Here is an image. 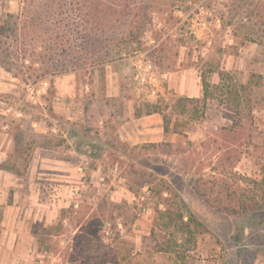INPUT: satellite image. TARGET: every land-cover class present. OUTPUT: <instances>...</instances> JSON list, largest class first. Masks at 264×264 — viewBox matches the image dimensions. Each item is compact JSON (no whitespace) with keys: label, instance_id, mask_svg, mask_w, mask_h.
Masks as SVG:
<instances>
[{"label":"rangeland","instance_id":"374dc122","mask_svg":"<svg viewBox=\"0 0 264 264\" xmlns=\"http://www.w3.org/2000/svg\"><path fill=\"white\" fill-rule=\"evenodd\" d=\"M0 37V222L23 207L32 234L51 244L37 256L32 240L26 264H225L243 226L264 220V209L219 212L190 185L264 178V0H0ZM153 113L169 138H122L126 119ZM40 145L74 162L68 181L25 167ZM150 173L211 233L173 235L169 194Z\"/></svg>","mask_w":264,"mask_h":264},{"label":"crops","instance_id":"0c3cea01","mask_svg":"<svg viewBox=\"0 0 264 264\" xmlns=\"http://www.w3.org/2000/svg\"><path fill=\"white\" fill-rule=\"evenodd\" d=\"M177 91L181 93L179 88H177ZM192 94L201 96L202 91L199 88ZM120 132L122 138L133 141L134 143L140 142L141 140L159 142L169 138V134L165 130L163 118L159 113L140 117L132 116L122 123ZM59 146H37L33 151L29 163V170L33 166H38L40 169L51 168L52 170H61L60 174L55 175H59L61 178H65L63 180L68 181L67 178L70 176L69 170L72 172L74 162L69 158H62L54 154L58 152L57 147ZM75 151L73 148L69 149V152ZM55 203L56 200L49 203V207L41 208L43 210L42 218L50 220L52 212L54 211L52 207H55ZM44 205L47 206V204ZM14 209H18V214L13 223L3 220L0 222V264H26V261L29 260L27 255L29 257L33 256L30 252H27V245L32 243V240L33 243L34 241L36 242L37 256H40L42 253H47L38 250L36 236H34V233L32 234L27 224L29 215H27L28 213L23 207L9 206L5 211L9 210L11 212ZM20 210L21 213L19 214ZM251 219L253 220V217ZM250 222L243 226L241 241L230 244V248H228L225 254V264H264V220H259L256 223H253V221ZM48 224H53V222L46 223V225Z\"/></svg>","mask_w":264,"mask_h":264},{"label":"trees","instance_id":"16d2710c","mask_svg":"<svg viewBox=\"0 0 264 264\" xmlns=\"http://www.w3.org/2000/svg\"><path fill=\"white\" fill-rule=\"evenodd\" d=\"M55 29L57 32H62L61 35H65L68 31L67 27V20L66 18L61 19L59 21L55 22ZM10 37V35H9ZM19 37V36H16ZM64 40V39H63ZM3 42L2 38L0 37V43ZM62 42H58V47H61L62 50L64 48L62 47ZM3 44H0V53L3 51H6L7 48L3 47ZM1 55V54H0ZM1 61V59H0ZM203 84H204V96L203 99L206 101L209 97V91H208V81L203 76ZM242 87H246V85H241ZM165 130L168 131V124L165 120ZM32 155L26 157V164L25 167H28L30 161H31ZM7 168H10L9 165ZM264 172V168H263ZM151 176H153L154 180H158L162 183V186L159 187L157 193L160 196H163L165 192L169 194V197L166 198V215L168 216V223L173 222L174 230L173 235L175 232L182 233L184 235H191L194 236L195 233H211V229L207 224L202 221L200 218L197 217V215L190 209L188 203L185 199L181 198L180 193L174 188V186L167 182L163 178H159L154 173H150ZM214 176V175H213ZM212 175L205 176L200 175L199 177L193 178L190 180V185L195 191L197 195H199L209 206L213 207L214 209L218 210L219 212L228 214V215H243V214H249L251 212H254L256 210L264 209V178L260 181L258 180H252V184L248 187H240V188H234L231 187L228 183H225L223 185H216L219 183V177ZM165 180V181H164ZM173 197V198H172ZM67 209L63 208L61 217L65 216V211ZM52 234V233H51ZM49 234V235H51ZM42 235L40 233V237H38V250L40 252H49L51 250V244L44 243L42 240ZM88 240V248L92 250V243H93V237L92 232L88 231L86 234ZM91 244V245H90ZM181 247V250H189L188 247H185L183 244L179 245ZM180 252V251H178ZM101 253V252H100ZM106 253H101L100 255H97L100 258H102V263H105L109 260V262L117 263V257L114 256L106 258ZM96 258V257H95ZM91 259H89L90 262ZM84 262H80V264H83Z\"/></svg>","mask_w":264,"mask_h":264},{"label":"built area","instance_id":"2783aa9c","mask_svg":"<svg viewBox=\"0 0 264 264\" xmlns=\"http://www.w3.org/2000/svg\"><path fill=\"white\" fill-rule=\"evenodd\" d=\"M203 264H206V263H203Z\"/></svg>","mask_w":264,"mask_h":264}]
</instances>
